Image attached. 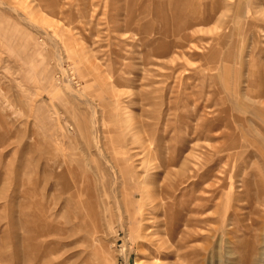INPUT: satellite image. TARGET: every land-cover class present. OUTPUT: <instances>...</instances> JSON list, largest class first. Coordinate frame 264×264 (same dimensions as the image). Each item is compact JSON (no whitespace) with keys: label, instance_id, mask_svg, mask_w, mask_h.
<instances>
[{"label":"rangeland","instance_id":"obj_1","mask_svg":"<svg viewBox=\"0 0 264 264\" xmlns=\"http://www.w3.org/2000/svg\"><path fill=\"white\" fill-rule=\"evenodd\" d=\"M0 264H264V0H0Z\"/></svg>","mask_w":264,"mask_h":264},{"label":"bare ground","instance_id":"obj_2","mask_svg":"<svg viewBox=\"0 0 264 264\" xmlns=\"http://www.w3.org/2000/svg\"><path fill=\"white\" fill-rule=\"evenodd\" d=\"M148 195H149V194H148ZM148 195H147V196H148Z\"/></svg>","mask_w":264,"mask_h":264}]
</instances>
